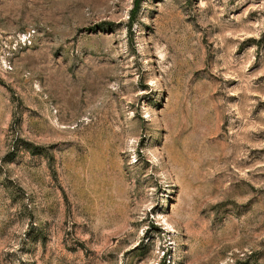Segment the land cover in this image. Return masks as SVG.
Masks as SVG:
<instances>
[{
	"label": "rangeland",
	"instance_id": "obj_1",
	"mask_svg": "<svg viewBox=\"0 0 264 264\" xmlns=\"http://www.w3.org/2000/svg\"><path fill=\"white\" fill-rule=\"evenodd\" d=\"M0 264H264V0H0Z\"/></svg>",
	"mask_w": 264,
	"mask_h": 264
}]
</instances>
